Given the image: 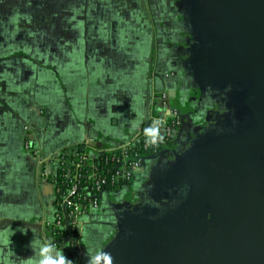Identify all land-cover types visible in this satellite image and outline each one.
<instances>
[{"label": "crops", "instance_id": "crops-1", "mask_svg": "<svg viewBox=\"0 0 264 264\" xmlns=\"http://www.w3.org/2000/svg\"><path fill=\"white\" fill-rule=\"evenodd\" d=\"M22 1L0 4V264H36L51 241L44 225L56 191L26 143L54 156L82 152L90 140L104 148L139 142L154 122L162 128L163 94L185 115L181 140L80 218L79 245L68 242L75 264L100 251L113 264H211L213 241L241 236L234 245L244 248L242 234L227 227L211 234V210L186 219L202 232L167 236L149 227L169 223L212 177L228 191L241 154L260 145L264 0ZM48 1L56 8L46 9ZM249 185L260 200L263 187Z\"/></svg>", "mask_w": 264, "mask_h": 264}, {"label": "built area", "instance_id": "built-area-1", "mask_svg": "<svg viewBox=\"0 0 264 264\" xmlns=\"http://www.w3.org/2000/svg\"><path fill=\"white\" fill-rule=\"evenodd\" d=\"M162 112V124L164 136L162 142L155 145L147 143L148 137L142 133L140 141L131 140L114 147L104 148L98 147L93 140L86 145L87 149L76 154V162H68L67 150H64L54 156H45L34 148L31 142H27L26 151L37 160L41 169V177H45V181L57 191L55 185L56 175L59 170L67 172L68 178L72 177L73 168L74 180L68 187L66 196L57 200L56 208L61 212H54L52 220L46 222L44 227L47 229L51 239L53 252L59 251L65 257H69L74 261V253L68 242L78 247L79 236L82 234V226L80 218L95 211L101 205L103 196L106 193V187H114L118 182H133L134 175L140 174L145 169L147 162L140 158L141 154L146 153L150 149H158L160 146H170L177 138V130L182 126L183 118L180 112L170 107L167 95L163 94L159 104ZM104 156L103 163L112 166V173L107 170L99 173L96 162ZM92 169V191L86 196L77 199L80 190V182L85 175L86 168ZM102 199V200H101ZM84 202V203H83ZM75 262V261H74Z\"/></svg>", "mask_w": 264, "mask_h": 264}, {"label": "water", "instance_id": "water-1", "mask_svg": "<svg viewBox=\"0 0 264 264\" xmlns=\"http://www.w3.org/2000/svg\"><path fill=\"white\" fill-rule=\"evenodd\" d=\"M182 115L183 122L182 128L186 126L185 115L180 111ZM149 127V126H148ZM181 128V129H182ZM180 129V131H181ZM180 131L177 133L176 140L170 145L172 148L181 140ZM264 133V131H263ZM98 147H102L99 144H96ZM82 151H85V148H82ZM248 150L241 154L239 159L240 170L239 176L231 184H227L228 191H218L220 188L221 179L219 176L212 177L208 180L205 185V188L198 193L197 198L194 201H191L189 205L183 209V211L175 216V218L165 224V225H155L149 227V231H162L168 235H181L187 233H196L199 229L200 232L203 231L204 227L202 224H196V229L194 223L191 224L186 219L193 214H198L203 212L204 209L211 210L212 223L210 224V232L212 235L218 234L223 227H227L229 232L234 236L238 233H242L244 237V264H264V195L262 198L257 199L254 193L251 191L250 187L251 179H254V182L257 181L260 184V187H264V137L260 141V145L257 149L253 150L251 153H247ZM249 152V151H248ZM235 157L233 159H228V167L233 168L235 166ZM230 164V165H229ZM214 169V168H212ZM143 172V170H142ZM254 172V175H253ZM211 173H215L213 170ZM213 179V180H212ZM212 181V182H211ZM211 182L212 190L207 192V184ZM263 189L260 190L262 192ZM243 200V201H241ZM227 201V203H226ZM243 202V204H242ZM246 205H245V204ZM257 204V205H256ZM239 205H243V208H239ZM256 205V208L252 207ZM239 208V209H237ZM238 213H243L242 231H237V219ZM225 214V216H224ZM204 216V215H203ZM197 216V217H203ZM229 220V224L225 225V221ZM201 223H203L201 221ZM224 224V225H223ZM147 225V224H145ZM174 233V234H172ZM232 238L229 241L215 242L212 243V263H220L219 259L224 257L229 260L233 259V256H229V250L232 248L228 243L236 242L237 238ZM228 245V248L225 245ZM255 251V259L250 256H247L248 251ZM209 264V263H207Z\"/></svg>", "mask_w": 264, "mask_h": 264}, {"label": "trees", "instance_id": "trees-1", "mask_svg": "<svg viewBox=\"0 0 264 264\" xmlns=\"http://www.w3.org/2000/svg\"><path fill=\"white\" fill-rule=\"evenodd\" d=\"M160 132H163V129H160ZM178 133V130H177ZM119 145V144H118ZM164 149V146H160L158 149H150L149 151H147L144 154L140 155V158L142 160H145L147 163L150 161H153L156 159L157 155ZM80 152L79 149H69L67 150L68 153V162L74 163L76 162V154H78ZM104 161V156H101V159L96 162L99 165H96L97 168L99 169V173L103 171L106 172L107 170H109L111 173L113 171L112 166H107L103 163ZM70 170L72 171V177L70 179V177L68 178L67 172H62L61 170L58 171L57 175H56V181H55V185L57 187V191H56V201L60 200L61 198H63L64 196H66L68 187L70 186V183L74 180V172H73V168L70 166ZM92 169H89L88 167L85 169V175L83 177V179L80 182V190L78 192V197H76L75 199L82 197V196H86L88 192L92 191ZM139 176V174L134 175L133 179L137 178ZM131 184V182L129 183H124V182H118L114 187L108 186L106 187L105 191L106 193H110V194H117V192L121 189H123L126 186H129ZM102 200V199H101ZM84 203V202H83ZM102 204V202H101ZM57 205V203H56ZM56 205H54V209L57 212H61L58 211V209L56 208ZM55 211V212H56Z\"/></svg>", "mask_w": 264, "mask_h": 264}, {"label": "clouds", "instance_id": "clouds-1", "mask_svg": "<svg viewBox=\"0 0 264 264\" xmlns=\"http://www.w3.org/2000/svg\"><path fill=\"white\" fill-rule=\"evenodd\" d=\"M3 3L4 0H0V4ZM144 134L148 137L146 142L152 145L164 140V136L160 133L159 122H154L152 126L145 128ZM29 244L31 245L32 241H30ZM52 253L53 249L51 241L46 244H41L39 250V259L36 261V264H75L71 258L65 257L59 251H57L55 255ZM102 260L105 262V264H113L111 254L104 251L97 252L95 255H89L88 264H101Z\"/></svg>", "mask_w": 264, "mask_h": 264}, {"label": "flooded vegetation", "instance_id": "flooded-vegetation-1", "mask_svg": "<svg viewBox=\"0 0 264 264\" xmlns=\"http://www.w3.org/2000/svg\"><path fill=\"white\" fill-rule=\"evenodd\" d=\"M55 4H56V2H53V1H48L47 2V4H46V9L47 8H51V9H55L56 7H55ZM32 6H33V8H36L37 6H41L42 8H44L45 7V1L44 0H34V1H32ZM181 128H182V126H181ZM180 128V129H181ZM180 129H179V131H180ZM178 131V132H179ZM263 189H264V187H263ZM241 201H243V200H241ZM244 202V201H243ZM243 202H242V204H243ZM245 204V203H244ZM246 205V204H245ZM257 205V204H256ZM256 205H254V206H252V207H254V208H256ZM239 208H243V205H239ZM239 208H237V209H239ZM238 215V217L240 218L239 220L237 219V224H242V218H243V213H238L237 214ZM240 224H239V226H237V231H242V227L240 226ZM239 234V233H238ZM240 234H242V233H240ZM239 238H241V236H239ZM238 239V238H237ZM237 241V240H236ZM242 244V243H241ZM228 245L232 248V255H233V257H234V259H236L237 261H241V259H242V256H243V258H244V248L243 247H241V246H239L238 245V243H237V245H234V243H228ZM255 253H256V250L255 251H248L247 252V256H250L251 255V257L253 258V259H255V261H256V257H255ZM243 260V262H244V259H242Z\"/></svg>", "mask_w": 264, "mask_h": 264}, {"label": "rangeland", "instance_id": "rangeland-1", "mask_svg": "<svg viewBox=\"0 0 264 264\" xmlns=\"http://www.w3.org/2000/svg\"><path fill=\"white\" fill-rule=\"evenodd\" d=\"M26 0H23L22 2H25ZM26 4H28V2L26 3ZM25 7H28V6H25ZM39 10V9H38Z\"/></svg>", "mask_w": 264, "mask_h": 264}]
</instances>
